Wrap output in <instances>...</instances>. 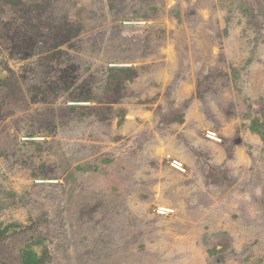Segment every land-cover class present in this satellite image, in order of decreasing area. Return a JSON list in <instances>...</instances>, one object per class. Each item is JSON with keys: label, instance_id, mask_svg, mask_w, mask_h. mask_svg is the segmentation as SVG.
I'll use <instances>...</instances> for the list:
<instances>
[{"label": "rangeland", "instance_id": "374dc122", "mask_svg": "<svg viewBox=\"0 0 264 264\" xmlns=\"http://www.w3.org/2000/svg\"><path fill=\"white\" fill-rule=\"evenodd\" d=\"M25 263L264 264V0H0V264Z\"/></svg>", "mask_w": 264, "mask_h": 264}, {"label": "built area", "instance_id": "2783aa9c", "mask_svg": "<svg viewBox=\"0 0 264 264\" xmlns=\"http://www.w3.org/2000/svg\"><path fill=\"white\" fill-rule=\"evenodd\" d=\"M205 137H206V139H208L212 142H215V143L221 142L220 138H218L216 136V134L212 131H207L205 134ZM164 161L166 162V164L168 165V167L171 170H173L179 174H182V175L186 174V169H185L183 163L180 162L179 160L175 159L170 154H166L164 156ZM172 213H173V210L166 208V207H157L156 208V215H158V216H168Z\"/></svg>", "mask_w": 264, "mask_h": 264}, {"label": "crops", "instance_id": "0c3cea01", "mask_svg": "<svg viewBox=\"0 0 264 264\" xmlns=\"http://www.w3.org/2000/svg\"><path fill=\"white\" fill-rule=\"evenodd\" d=\"M215 133V132H214ZM216 134V133H215ZM219 135V134H218ZM216 136H217V134H216ZM219 138V137H218ZM200 142H202L203 143V146H205V148H213V147H217V144H219V143H215V142H212V141H210V140H208V139H206V140H200L199 139V141L197 142V143H199L200 144ZM173 171V170H172ZM173 172H175V171H173ZM178 176H184V175H182V174H179V173H177V172H175Z\"/></svg>", "mask_w": 264, "mask_h": 264}, {"label": "trees", "instance_id": "16d2710c", "mask_svg": "<svg viewBox=\"0 0 264 264\" xmlns=\"http://www.w3.org/2000/svg\"><path fill=\"white\" fill-rule=\"evenodd\" d=\"M26 264V263H25Z\"/></svg>", "mask_w": 264, "mask_h": 264}]
</instances>
